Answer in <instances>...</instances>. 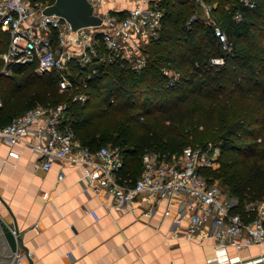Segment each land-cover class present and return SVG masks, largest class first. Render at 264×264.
I'll use <instances>...</instances> for the list:
<instances>
[{"label":"built area","instance_id":"1","mask_svg":"<svg viewBox=\"0 0 264 264\" xmlns=\"http://www.w3.org/2000/svg\"><path fill=\"white\" fill-rule=\"evenodd\" d=\"M101 23L73 29L64 16L46 14L48 4L31 0H0V27L9 32L5 50L0 51L5 71L10 64L34 63L37 73L47 71L58 75L61 91L78 87L73 78L72 63L86 65L99 62H120L141 72L147 65L146 45L157 38L162 24L163 10L158 0H133L129 8H109L102 14L96 6L108 0H90ZM196 11L188 23L198 19L212 26L213 34L225 53H232L233 42L214 14L213 4L194 0ZM249 7L254 0H241ZM126 10L124 14L120 13ZM242 19L237 10L234 14ZM212 64H222L224 55L210 57ZM168 85H173L181 72L164 67ZM85 84V79L81 77ZM73 98L86 101L88 94L75 92ZM3 101L0 97V106ZM0 139L11 149L8 154L18 157L12 147L22 142L37 154V166L48 170L55 159L64 160L82 170L81 179L96 193L104 192L112 198V206L127 208L141 195L154 196L157 201L181 196L174 218V231L190 240H214L211 264H264V251L249 256L231 255L254 245H264V198L241 200L225 190L216 180H210L204 170L219 163L220 146L212 142L186 146L180 153L166 158L156 150L142 155V169L133 182L123 178L124 157L120 146L111 143L91 148L84 144L71 123L66 103L37 104L0 126ZM64 172H59L62 179ZM95 218V209L89 211ZM148 210L145 213H150ZM15 232V230H14ZM14 251L8 264H25L32 256L29 249ZM23 250V251H22Z\"/></svg>","mask_w":264,"mask_h":264},{"label":"trees","instance_id":"2","mask_svg":"<svg viewBox=\"0 0 264 264\" xmlns=\"http://www.w3.org/2000/svg\"><path fill=\"white\" fill-rule=\"evenodd\" d=\"M207 1L233 42L232 53L221 49L211 25L198 19L188 23L197 9L194 0H158L163 10L160 33L146 45L147 65L141 72L120 62H74L78 87L61 91L55 72L37 73L34 63L10 64V74L0 73V126L37 104L66 103L84 144L93 149L108 143L120 146L124 157L121 175L132 182L140 174L144 152L156 150L170 158L189 143L213 138L219 141L221 156L218 168L204 170L210 180L220 178L241 200L264 198V109L253 120L247 116L229 122L221 119L215 132L200 112V97L211 99L216 110L217 97L229 89L240 97L253 94L264 103V42L255 53L239 46L253 24L249 19L254 14L264 17V0H254L253 7L241 0ZM237 10L248 20L244 25L237 26L232 20ZM8 41L9 32L0 27V51ZM213 55H224V62L212 64ZM2 63L0 59V67ZM165 66L181 72L173 85L167 83L162 71ZM254 85L257 91L251 88ZM79 91L88 94L86 101L73 98ZM141 116L145 118L141 120ZM210 116L216 119V115ZM226 152L231 155L224 157Z\"/></svg>","mask_w":264,"mask_h":264},{"label":"crops","instance_id":"3","mask_svg":"<svg viewBox=\"0 0 264 264\" xmlns=\"http://www.w3.org/2000/svg\"><path fill=\"white\" fill-rule=\"evenodd\" d=\"M132 4L117 0L106 6L124 9ZM12 148L18 157L10 156L11 146L0 139V218L16 223L34 264H211L212 238L190 240L174 231L181 196L168 204L143 194L131 206L116 208L110 196L96 193L81 179L79 167L55 159L45 170L22 142ZM61 171L64 177L59 179ZM260 251L264 245L240 252L229 248L231 255L244 257Z\"/></svg>","mask_w":264,"mask_h":264},{"label":"rangeland","instance_id":"4","mask_svg":"<svg viewBox=\"0 0 264 264\" xmlns=\"http://www.w3.org/2000/svg\"><path fill=\"white\" fill-rule=\"evenodd\" d=\"M116 1L117 0H108L107 4ZM107 4L96 6V11L100 14L104 13L106 9H108L106 6ZM232 20L234 23L237 24V26L244 25L245 22H248V20L237 19L234 15H232ZM249 21H252L253 24H251L250 29L247 30L249 31L248 35L246 36L244 41L240 43L239 46L242 48V51L248 53H255L259 51L260 47L262 46V43L264 42V17L262 15L254 14L249 19ZM6 68L7 66L5 67V64L3 62L0 67V73L10 74L11 72L7 73L5 71ZM197 80L199 81V78ZM251 88L257 91L256 88L258 87L254 85ZM200 99H201L200 101H202L203 104V108H202L203 111L200 112H202L203 118L206 120L208 128L213 129V131L216 129L218 130L220 128L219 126H217V122L221 123V119L222 122L223 121L229 122L230 120L247 116L248 119L253 120V118L261 114V112L264 109V103L258 101L255 95L250 94L246 97H240L238 92L234 91L233 89H229L228 91H225V94H221L220 96L217 97L216 99L217 102L215 103L217 111L213 109L211 105L212 102L211 99L203 98V97H200ZM211 114L216 115L215 120L210 116ZM219 117L220 120L218 119ZM144 118L145 117L141 116L140 119L143 120ZM203 127H205V123L202 126H200V129L202 130ZM209 142L219 145L218 144L219 141L214 140L213 138L204 141L202 140L201 142H195L194 144L189 143V145L197 146V145L207 144ZM230 155H231L230 153L226 152L224 157L225 156L229 157ZM220 156H221V151L218 156L219 163L216 165L215 168H218L220 166ZM214 180H216L225 190L230 191L229 187L220 178L217 177Z\"/></svg>","mask_w":264,"mask_h":264},{"label":"water","instance_id":"5","mask_svg":"<svg viewBox=\"0 0 264 264\" xmlns=\"http://www.w3.org/2000/svg\"><path fill=\"white\" fill-rule=\"evenodd\" d=\"M46 14H58L70 21L74 30L79 27L101 23L99 15L94 13L90 0H54L43 8ZM1 200L6 204L5 200ZM9 210H11L8 207ZM15 230V232H14ZM18 244L28 249L22 240L16 223L7 224L0 218V264H8ZM27 264H34L31 256Z\"/></svg>","mask_w":264,"mask_h":264}]
</instances>
